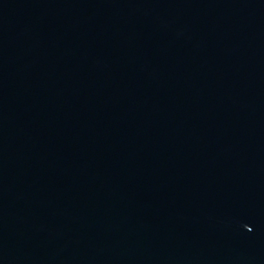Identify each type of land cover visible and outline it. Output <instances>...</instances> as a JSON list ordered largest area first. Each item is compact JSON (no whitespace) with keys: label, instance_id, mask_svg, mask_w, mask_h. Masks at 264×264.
<instances>
[{"label":"water","instance_id":"95a60500","mask_svg":"<svg viewBox=\"0 0 264 264\" xmlns=\"http://www.w3.org/2000/svg\"><path fill=\"white\" fill-rule=\"evenodd\" d=\"M0 264H264V0H0Z\"/></svg>","mask_w":264,"mask_h":264}]
</instances>
